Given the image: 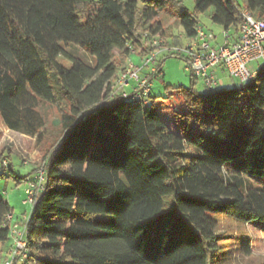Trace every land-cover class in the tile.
Returning a JSON list of instances; mask_svg holds the SVG:
<instances>
[{
    "label": "trees",
    "instance_id": "obj_1",
    "mask_svg": "<svg viewBox=\"0 0 264 264\" xmlns=\"http://www.w3.org/2000/svg\"><path fill=\"white\" fill-rule=\"evenodd\" d=\"M179 3L0 0V116L39 137L49 105L62 125L44 156L25 264H226L231 250L211 214L264 225V63L230 89L199 93L192 76L191 88H176L184 109L169 118L152 91L149 104L110 96L132 50L146 55L152 36L167 35L162 14L187 38L211 7V20L234 32L244 10L264 20V0H195V13H178ZM0 162L9 164L5 153ZM9 213L0 197V247L12 244ZM240 239L250 254V238Z\"/></svg>",
    "mask_w": 264,
    "mask_h": 264
},
{
    "label": "rangeland",
    "instance_id": "obj_2",
    "mask_svg": "<svg viewBox=\"0 0 264 264\" xmlns=\"http://www.w3.org/2000/svg\"><path fill=\"white\" fill-rule=\"evenodd\" d=\"M177 5L178 13L190 11L195 13V0H179ZM213 8H209L205 12L197 14L199 25L203 26L206 31L214 32L220 36L223 32V27L211 20ZM165 22L167 35L165 40L169 44H175L174 38L180 39L183 32L182 27L176 17H168V14L160 15ZM190 38H186L180 42L185 46ZM71 53L82 57L87 62H91V56L83 49L71 45L67 48ZM164 52L158 56L162 62L165 75L160 76L155 80L153 95L157 97L162 106L170 109L169 114H161L164 118L172 116L173 111H182L184 109L181 96L177 93L179 87L191 88L193 77L186 69V55H169ZM133 60L139 62V56L133 55ZM60 62L66 66H70L71 62L65 57H60ZM252 67V66H251ZM241 83V82H240ZM166 85H170V89H166ZM193 87L199 93L205 92V87L202 80H196ZM44 111L48 116L46 129L38 136H29L22 132L9 128L2 117L0 116V153H5L6 161L9 164L3 165L0 162V197L9 201L14 208V213L20 220L24 214H29L31 205H26L23 200L26 197L27 177H32L39 164L44 163V156L55 139L60 134L62 127L60 122V111L57 107L46 106ZM174 127L176 125L174 124ZM8 154L11 156L9 157ZM27 161V163H25ZM37 165V166H36ZM218 222V234H223L225 237L220 242L224 248L230 249V261L226 264H262L264 263V225L258 223H246L233 216L223 213L211 214ZM250 238L251 252L245 254L240 251V237ZM7 244V243H6ZM3 245L1 254V264H4L9 257L8 245ZM21 264V263H17Z\"/></svg>",
    "mask_w": 264,
    "mask_h": 264
},
{
    "label": "built area",
    "instance_id": "obj_3",
    "mask_svg": "<svg viewBox=\"0 0 264 264\" xmlns=\"http://www.w3.org/2000/svg\"><path fill=\"white\" fill-rule=\"evenodd\" d=\"M232 31L230 28L223 29V42L219 43L218 35L199 25L195 35L185 46L169 44L159 35L152 36L151 42L156 48L142 56L135 49L132 50L125 69L112 82L111 98H132L149 104L153 83L163 75L162 64L158 59L162 52L186 55V69L196 80H202L207 90L215 91L219 87V79L214 73L216 66L223 67L230 76L242 83L249 82L258 75L264 63V20L256 18L249 10H244L236 36ZM133 55L139 56V62L133 60ZM253 63L257 64L251 67ZM46 177L44 163L39 164L34 179L27 181L23 203L31 205V211L23 215L21 222L14 221L13 213L7 215V220L11 223L12 244L4 264H25L28 260V223L39 194L45 187Z\"/></svg>",
    "mask_w": 264,
    "mask_h": 264
},
{
    "label": "crops",
    "instance_id": "obj_4",
    "mask_svg": "<svg viewBox=\"0 0 264 264\" xmlns=\"http://www.w3.org/2000/svg\"><path fill=\"white\" fill-rule=\"evenodd\" d=\"M233 32V35L234 36H236V32H234V31H232ZM186 36L184 35V33H182L181 35H180V39H178L180 42H182L183 40H186ZM175 40V39H174ZM217 41L219 42V43H222L223 42V39H222V36L220 35V36H218V38H217ZM180 42H176L175 44H182V43H180ZM184 42V41H183ZM174 44V43H173ZM164 52H162L161 54H163ZM257 63H253V64H251V66L253 67V66H255ZM214 73H215V75L218 77V79H219V87H218V89H230V88H233V87H235V86H238V85H240L242 82L239 80V79H237V78H234V77H232V76H230L224 69H223V67H221V66H216L215 68H214ZM241 82V83H240ZM154 85H155V81H154V83H153V87H152V93H153V89H154ZM15 215H14V220L15 221H19L18 220V216L16 215V213H14ZM6 245H8V248H9V250H10V247H11V240H9L8 242H7V244ZM3 246L2 247H0V251L1 252H3Z\"/></svg>",
    "mask_w": 264,
    "mask_h": 264
}]
</instances>
